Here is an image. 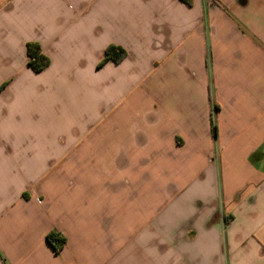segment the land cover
<instances>
[{
    "label": "crops",
    "instance_id": "crops-1",
    "mask_svg": "<svg viewBox=\"0 0 264 264\" xmlns=\"http://www.w3.org/2000/svg\"><path fill=\"white\" fill-rule=\"evenodd\" d=\"M0 264H264V0H0Z\"/></svg>",
    "mask_w": 264,
    "mask_h": 264
},
{
    "label": "trees",
    "instance_id": "trees-1",
    "mask_svg": "<svg viewBox=\"0 0 264 264\" xmlns=\"http://www.w3.org/2000/svg\"><path fill=\"white\" fill-rule=\"evenodd\" d=\"M185 4L191 6L193 0H181ZM27 54L29 57V66L36 72L44 70L50 64L49 59L41 53L39 46L36 44H28L27 46ZM126 55V52L115 46H111L106 51V57L104 62L107 60H112L114 62H119ZM218 110V107L214 105V111ZM212 124H213V136L214 139L217 140V127L215 124L214 116L212 115ZM46 240L48 244L52 247V249L59 253L66 246V239L57 232H51L46 236Z\"/></svg>",
    "mask_w": 264,
    "mask_h": 264
}]
</instances>
